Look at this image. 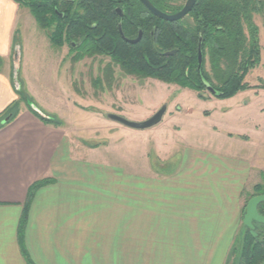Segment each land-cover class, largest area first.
Listing matches in <instances>:
<instances>
[{
  "label": "crops",
  "instance_id": "1",
  "mask_svg": "<svg viewBox=\"0 0 264 264\" xmlns=\"http://www.w3.org/2000/svg\"><path fill=\"white\" fill-rule=\"evenodd\" d=\"M19 18L14 0H0V264H226L246 191L260 183L255 158L215 142L179 141L189 147L183 153L166 128L151 141L156 160L145 169L144 198L136 180L127 199L116 198L103 183L110 173L77 158L66 126L46 125L18 102ZM225 136L230 145L249 142L242 133ZM44 179L25 206L30 186Z\"/></svg>",
  "mask_w": 264,
  "mask_h": 264
},
{
  "label": "rangeland",
  "instance_id": "2",
  "mask_svg": "<svg viewBox=\"0 0 264 264\" xmlns=\"http://www.w3.org/2000/svg\"><path fill=\"white\" fill-rule=\"evenodd\" d=\"M185 2L172 0L171 3L183 6ZM19 8L16 37L22 48L19 78L24 92L39 110L66 126L74 146L78 147L75 155L81 154L75 157L110 173L103 183L114 185L116 198L120 195L121 199H127L129 184L134 180L137 199L144 198L145 169L156 160L151 141L165 138L166 128L176 131L172 134L174 144L182 140L197 145L215 142L232 146L234 151L240 150L251 160L255 158L256 166L262 170L258 172L260 183L257 185L264 186V16H254L260 62L245 77L250 88L222 99L209 92L199 97L192 89L176 84L126 75L109 57L85 53L80 47L71 49L69 40L62 46L54 45L49 37L50 29H42L28 9ZM73 41L75 45L80 39ZM206 71L209 72L208 64ZM110 73L113 79L108 83L106 74ZM96 79L99 82L96 83ZM162 106L166 111L161 122L149 129H130L109 118V115H116L132 122H143ZM213 127L221 130L215 138L209 132ZM225 133L245 134L249 142L243 146L237 142L230 145L224 139ZM93 145L97 146L93 148ZM174 148H181L183 153L189 151V147L182 144ZM169 168L165 164L164 170ZM252 189L246 191L245 201L253 194ZM109 196V193L101 195L104 199ZM240 234L241 231L232 249L238 246ZM236 261L237 257L229 254L226 264Z\"/></svg>",
  "mask_w": 264,
  "mask_h": 264
},
{
  "label": "trees",
  "instance_id": "3",
  "mask_svg": "<svg viewBox=\"0 0 264 264\" xmlns=\"http://www.w3.org/2000/svg\"><path fill=\"white\" fill-rule=\"evenodd\" d=\"M14 1L28 9L42 29H50L49 37L54 45L62 46L64 41L80 39L79 47L83 52L109 57L126 75L176 84L192 89L199 97L209 92L215 98L225 99L248 90L250 86L245 83V77L260 62L254 16H264V0H197L190 13L177 22L153 16L138 0ZM149 1L166 13H175L182 7L174 6L172 0ZM117 10L121 11V16ZM119 26L125 39H134L141 31V40L128 44L121 38ZM199 43L203 57L200 70ZM172 51V55L165 56ZM112 79L111 73L106 74L108 83ZM18 83V102L23 101L44 124L61 126L55 117L32 110L29 103L33 102L24 92L20 78ZM7 112L8 115L13 109ZM49 182L44 179L32 184L25 206L34 192ZM252 190L253 194L242 208V216L251 197L264 195L262 185H255ZM257 210L264 217V203L259 204ZM240 231L239 244L230 253L237 257L235 264L264 262V225L255 224V237L248 228L242 226Z\"/></svg>",
  "mask_w": 264,
  "mask_h": 264
},
{
  "label": "water",
  "instance_id": "4",
  "mask_svg": "<svg viewBox=\"0 0 264 264\" xmlns=\"http://www.w3.org/2000/svg\"><path fill=\"white\" fill-rule=\"evenodd\" d=\"M142 6L153 16L165 20L167 22H177L179 20H182L184 17H186L190 11L192 10V8L194 7L195 3L197 0H186V2L183 4V6L181 7L180 10H178L175 13H166L163 12L159 9H157L156 7L153 6V4L149 1V0H138ZM117 13L119 16H121V11L117 10ZM119 34L121 36L122 39H124L127 43L129 44H136L141 40L142 37V32L139 31L138 35L135 39L133 40H127L124 38L121 28L119 26ZM14 56H15V65H14V69H13V84H14V88L16 90H18L20 88V85L18 83V71H19V62H20V47L16 46L14 48ZM174 53V51L172 52H167L165 53V56L168 55H172ZM202 50H201V43H199L198 46V70H200L201 68V64H202ZM29 107L34 110L37 113H41V111L37 108V106H35L33 103H29ZM166 111V107L162 106L152 117H150L148 120L143 121V122H132L129 121L125 118H122L120 116H116V115H109V118L115 122L120 123L121 125L128 127L130 129H134V130H144V129H149L152 128L156 125H158L161 120L162 117L164 115ZM264 203V195H256L251 197L247 203H246V207H245V211L243 213L242 216V226L243 228H248L252 234V236H256L255 233V224H262L264 225V217L261 216L258 213L257 207L259 204ZM261 264H264V262H262Z\"/></svg>",
  "mask_w": 264,
  "mask_h": 264
},
{
  "label": "flooded vegetation",
  "instance_id": "5",
  "mask_svg": "<svg viewBox=\"0 0 264 264\" xmlns=\"http://www.w3.org/2000/svg\"><path fill=\"white\" fill-rule=\"evenodd\" d=\"M68 45H69V47H71V49H76L77 47H79V45H80V42H77L75 45H74V41H69L68 42Z\"/></svg>",
  "mask_w": 264,
  "mask_h": 264
}]
</instances>
